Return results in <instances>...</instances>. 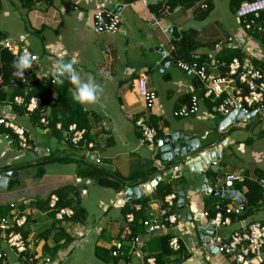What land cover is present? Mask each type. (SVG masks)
<instances>
[{"label": "crops", "instance_id": "obj_1", "mask_svg": "<svg viewBox=\"0 0 264 264\" xmlns=\"http://www.w3.org/2000/svg\"><path fill=\"white\" fill-rule=\"evenodd\" d=\"M164 1L157 2L163 4ZM204 1L210 5V10L203 20H199L195 5L189 8L179 5L159 16L149 8L153 0H0V24L4 26L0 33L4 34V39L26 45L39 58L37 63L31 62L27 68L29 74L23 75V78L33 74L46 75L58 62H72L82 82L92 77L94 83L100 86L95 103L81 104L88 112L86 135L88 141L94 144V150L90 153L74 149L63 141L60 134L34 121L27 113H18L9 102L0 103V116L24 128L29 136V148L21 149L16 137L0 127V172L14 170L5 188L0 187V206L13 203L15 207L10 212L20 210L27 216L22 232L30 252L42 258L49 257L52 260L49 264H63L76 247L84 250V245L89 244L94 234L97 238L94 239L92 251L101 263L143 264L138 253H128L126 259L105 263L95 256L94 249L99 246L108 250L123 237L126 239V223L121 218L125 202L120 204L119 193L127 187H147L151 180L157 179L155 189L144 196L148 198V208L153 211L161 206L155 194L158 186L169 188L165 197L170 193H176L178 197L180 191L184 194L183 208L176 204L171 209L177 215L176 223L167 229V233L177 237L187 250V258L179 264H233L232 258L204 249L198 233L199 227L207 222V218L202 216L203 211L209 212L213 206L222 204L234 207L237 201L196 189L202 185L203 177L207 178L208 187L220 192L224 190L222 179L226 173L241 174L250 180H256L259 171L264 173V102L261 113L251 120L231 123L219 130L223 118L211 112L208 107L211 102L203 98L199 82L178 69L171 53L173 40L182 31L192 29L199 47L192 52L195 59L201 57L204 61L216 58L214 45L231 39L228 47L238 49L243 56L253 59L254 64L264 72V40L243 31L230 10V0ZM221 2L224 4L223 13L218 11ZM97 4L107 12L119 15L120 32L94 31L92 23ZM170 27H176L178 36L168 34ZM164 56L168 60L164 68L158 71L156 67ZM218 72V69L210 71L211 75ZM139 77H144L147 87L156 92L157 98L151 109L145 107L137 92ZM69 91L73 95L75 85L72 83ZM191 96L197 97V113L187 118H174L173 111L188 105ZM55 97L56 93L49 105ZM46 114L49 115L48 108ZM137 119L148 124L152 121L156 123V130L160 131L161 136L153 146L142 143L140 130L135 125ZM256 127L258 129L253 136ZM233 128H239L246 134L244 145L239 147L240 157L235 162L228 159L229 147L241 140L238 142L228 134V129ZM170 131H180L192 139H198L201 146L220 149L216 164L210 163L205 174L191 173L186 168L179 177L162 176L166 170L176 168H172L171 162L161 163L157 146L160 138ZM226 148L227 151H224ZM94 154L99 164L93 161ZM49 158L59 160L46 162ZM91 166L105 168L132 181L118 191L107 188L114 194L110 204L120 212L110 219L106 228L88 221L87 209L92 202L96 203L97 190L92 187L97 184L96 179L84 176V170ZM186 172L192 175V179L186 178ZM63 189H68L67 196L72 197L85 211L84 222L62 225L50 215L47 205L49 196ZM231 189L243 199L245 186L234 185ZM97 204L102 205L107 213V205L102 200ZM251 221L264 223V198L253 213L235 216L220 232L229 233ZM58 230H63L62 235L57 233ZM150 237L141 234L144 243L142 251L146 254V241ZM66 239L70 243L52 256L53 248L65 245ZM2 250L6 257L0 264H20L11 250Z\"/></svg>", "mask_w": 264, "mask_h": 264}, {"label": "built area", "instance_id": "obj_2", "mask_svg": "<svg viewBox=\"0 0 264 264\" xmlns=\"http://www.w3.org/2000/svg\"><path fill=\"white\" fill-rule=\"evenodd\" d=\"M195 7L197 16H199L207 10V2L197 0ZM263 13L264 0H243L236 11L235 18L245 33L249 35L262 34L264 33V19H261ZM92 28L97 33H118L121 31V20L118 14L107 12L100 4H97L93 14ZM1 43L18 58L26 54L32 63H37L39 60L38 55L33 54L26 45H20L8 39H3ZM230 44L231 39L216 43L214 48L219 51L222 47H228ZM175 64L184 75L199 82L203 91V98L210 100L212 104V113L225 118L234 112V124L251 120L261 113L264 102V72L254 64L253 59L246 56L233 57L227 64L224 73L219 71V67L223 63L216 58L204 61L195 58L191 60L177 58ZM212 69H218V74L211 75ZM50 75H52V70L47 71L45 76ZM137 92L142 97L145 107L151 109L157 95L153 89L147 87L144 77H139L137 80ZM13 102L24 105L26 113L31 114L39 108L42 100L38 96H33L25 101L22 96L17 95L14 96ZM197 102V97L191 96L189 104L173 111V116L187 118L197 113ZM239 113L243 119L236 122L235 118ZM39 122L48 127L47 119L44 116H41ZM135 125L140 130L142 143L153 146L157 139L156 128L142 119H137ZM0 126L12 131L21 149L29 148V136L24 128L5 116H0ZM55 128L61 131L63 141L71 147L78 148L81 146V150H86L87 153L94 150V144L85 140L86 129L77 128L74 123L63 128L60 122L55 123ZM92 158L96 164L100 163L95 154ZM212 164L215 165L216 161H213ZM222 181L224 189H231L235 183H242L244 177L237 173H226ZM257 183L264 190V177L257 179ZM125 198L124 192H120V204L127 201ZM177 198L176 193H170L163 199L164 206H159L154 211L150 208L146 209V217L141 220L144 228L143 234L146 237L154 234H165L168 227L176 223L177 215L171 212V209L176 206ZM57 201L58 196L56 194L50 195L47 203L48 210L54 213L53 219L63 225L66 223L64 222L65 218L71 217L74 212L70 207L57 208ZM9 207L12 210L15 205L12 203L9 204ZM133 209L139 210L140 205H133ZM215 209L216 212L213 217H209L207 211L202 213V216L207 218L205 225L209 224L212 227L206 229L204 237L208 238V242L200 241L202 247L223 257L232 258L233 264H261L264 261V223L251 221L229 233H222L220 230L230 224V214L242 215L243 207L242 204L237 203L234 207L225 206L222 210L219 209V205H216ZM133 214L132 211L125 214L127 237L125 240L117 241L109 248L110 256L122 258L123 249L127 248L128 253H138L143 264H157L154 256L142 251L144 243L141 235H131L128 225L134 220ZM26 222L27 216L20 210L12 211L8 216L0 218V261L6 257L2 250V246L5 245L8 250L16 255L20 264H49L52 261L49 257L42 258L29 251L27 239L22 232ZM168 247L177 252L181 249L182 243L177 237H170Z\"/></svg>", "mask_w": 264, "mask_h": 264}, {"label": "trees", "instance_id": "obj_3", "mask_svg": "<svg viewBox=\"0 0 264 264\" xmlns=\"http://www.w3.org/2000/svg\"><path fill=\"white\" fill-rule=\"evenodd\" d=\"M29 1V0H27ZM126 2H132L133 0H125ZM197 0H165L163 4L161 3H152L149 5V8L152 12L158 13L159 16L170 12L175 7L179 5H185L189 8L190 6L195 5ZM243 0H230V10L235 16L237 9ZM210 10V5L207 3V10L199 14L198 19L203 20ZM261 19H264V13L261 15ZM195 31L190 29L182 31L177 39L173 40V51L171 55L174 59L183 58L185 60H191L192 52L197 50L199 47L195 42ZM264 40V33L255 34ZM4 34L0 33V103L9 102L14 109L20 113H26L24 105H18L13 102L14 96H22L25 101L30 97L38 96L41 98L42 102L39 108L32 112L30 118L34 121L39 122L41 116H44L47 119V126L51 128L57 135H61V131L55 128V123L60 122L63 128H66L69 124H76L77 128H88V112H86L82 105L75 100H73V95L70 94L71 82L67 77L63 78V84H56L53 82L54 77L52 75H30L26 78L20 77V70L13 66V62L18 59L17 55H14L12 52L7 50L5 46L2 45V40L4 39ZM216 59L219 62L223 63L219 67V71L222 73L225 72L227 64L233 57H242V53L235 48L223 47L216 52ZM202 61L201 57L198 59ZM56 93L55 99L49 105V101L53 94ZM50 106V107H48ZM211 109L212 104L208 106ZM47 108L49 109V115L46 114ZM151 126L157 128V125L154 121L150 122ZM2 127V126H0ZM3 128V127H2ZM9 134L13 135L11 130H4ZM14 136V135H13ZM161 136L160 131H157V138ZM85 140L88 141L87 135L85 134ZM74 149L81 150V146L78 148L73 147ZM59 160V158H49L46 162H52ZM62 160V159H60ZM84 176L89 178H95L99 186L118 191L120 188L128 184H131L132 181H129L127 178L120 177L115 173L108 172L105 168L98 166L87 167L84 170ZM264 177V173L261 171L258 172L256 180H250L244 178L242 183H235L236 187L245 186L246 193L243 196V213L247 216L248 214L253 213L256 208L259 207V204L264 198V190L258 185L257 179ZM169 188L157 187L155 194L156 198L160 201L161 206H164L163 199L166 194H168ZM68 189L57 190L56 195L58 196V201L56 203L57 208L70 207L73 209V215L69 218H65L66 223L74 222H84L86 219V213L82 210L77 203H75L72 197H68ZM208 203V202H206ZM139 204L140 209L134 210L133 205ZM216 206V205H215ZM213 206L209 209L208 216L213 217L216 209ZM148 208V198L143 199H133L132 201L125 202L124 206L121 209V218L124 219V216L127 212L132 211L134 214V220L128 226L131 231V235H141L144 233L143 224L141 220L146 217V209ZM225 205H219V209H224ZM176 209V208H175ZM10 212L9 205L0 206V218L8 216ZM242 213V214H243ZM50 215L53 217L54 213L50 212ZM236 215L234 213L230 214V219L233 220ZM240 215L236 216L239 217ZM125 221V220H124ZM126 223V222H125ZM127 224V223H126ZM59 229V228H58ZM63 230H58L57 233L62 235ZM24 234V233H23ZM60 235V236H61ZM127 237V236H126ZM150 237V236H149ZM172 237L171 233L165 234H154L149 240L146 241V251L149 255H152L156 258L157 264H179L187 258V250L182 246L181 249L177 252L172 251L168 247V241ZM125 239V237H123ZM58 239V238H57ZM56 239V240H57ZM122 239V240H124ZM65 245H56L53 248L52 256H54L60 249L66 247L70 241L65 240ZM110 250L96 246L94 249L95 256L103 262H108L113 260L114 262L118 261L120 258H115L110 256ZM128 258L127 248L123 249V257Z\"/></svg>", "mask_w": 264, "mask_h": 264}, {"label": "water", "instance_id": "obj_4", "mask_svg": "<svg viewBox=\"0 0 264 264\" xmlns=\"http://www.w3.org/2000/svg\"><path fill=\"white\" fill-rule=\"evenodd\" d=\"M158 0H153V3H156ZM168 34L171 36H178L176 33V27H170L168 29ZM161 53L164 54L163 51ZM168 60L167 57L164 56L162 61L158 64L156 69L158 71H161L164 68L165 61ZM29 74V70L23 71V75ZM22 75V76H23ZM20 75V77H22ZM234 112L231 113V115L226 116L223 118L218 126L219 130H222L226 128L227 125L233 123V117ZM247 117H250V115H247ZM242 118L241 113H239L235 120L236 122H239ZM223 144V143H222ZM158 150L161 155V162L169 164L172 163L171 166L175 169L166 170L165 175L162 174L165 178L168 177H179L183 168H187L189 172L191 173H197V174H205L207 171V167L210 163L213 161H216L219 159L220 156V149H215L213 147L208 146H201L198 139H192L187 135H184L180 131H170L169 133L163 135L160 140L157 142ZM166 169V167H165ZM164 169V170H165ZM14 170H7L0 172V187L5 188L7 185L8 179L12 177ZM203 183L202 185L196 189L198 192H203L209 195H223L225 197L233 198L237 201V203L243 204L242 197L237 194L232 189H224L221 191L212 190L207 185V178L203 177L202 179ZM157 183V179L151 180V182L147 185V187L134 186V187H127L124 190V194L126 196V200L129 201L131 199H143L144 196L152 192L155 189ZM184 194L182 191L178 193V207L183 208V200ZM212 228L211 225H202L199 227V239L201 242L207 243L208 238L204 237L206 229Z\"/></svg>", "mask_w": 264, "mask_h": 264}, {"label": "rangeland", "instance_id": "obj_5", "mask_svg": "<svg viewBox=\"0 0 264 264\" xmlns=\"http://www.w3.org/2000/svg\"><path fill=\"white\" fill-rule=\"evenodd\" d=\"M224 4L221 2L218 5V11H222L224 10ZM19 17V16H18ZM232 19V18H231ZM233 21V20H232ZM4 28V26H2L0 24V29L2 30ZM172 115V114H171ZM173 116V115H172ZM174 117V116H173ZM175 118V117H174ZM173 119V118H172ZM257 127L253 130V136L256 134L257 132ZM228 134L230 133L231 137L234 138L235 140H237L238 142L241 140L240 143H235V145H232L229 147V157L228 159L232 162H235V160L238 158V156L240 157V145L243 144L244 142L243 140L246 138V134L245 132H243L241 129L239 128H233V129H228ZM228 148H226L224 151H227ZM251 160L254 159V157H252V153H251ZM227 159V158H225ZM224 159V160H225ZM185 167L183 168V172L185 173ZM186 178L187 179H192V175L186 172ZM123 177V176H122ZM126 178V177H123ZM92 187H95L96 192H95V196H96V203L91 204V206H88L87 212H88V221H94L96 222V226L98 227H104L106 228L108 225V222H110V219L114 217V215H118V212H120V210L115 209L112 204H110V200L114 199V194L112 193V190H109L107 188L104 187H100L97 184H93ZM89 191L90 194H92V190L89 187ZM112 191V192H111ZM102 200L104 204L107 205V213H105V211L103 210V206L102 205H98V201ZM103 204V205H104ZM93 237L91 238L89 244H85L84 245V250H80V248H75V250L72 251L71 254H69L63 264H103L101 263L99 260H97L94 255H93V251H92V247L95 244V238H97L96 236H94V234L92 235ZM4 249H8L5 247V245L2 246ZM10 251V250H9Z\"/></svg>", "mask_w": 264, "mask_h": 264}, {"label": "clouds", "instance_id": "obj_6", "mask_svg": "<svg viewBox=\"0 0 264 264\" xmlns=\"http://www.w3.org/2000/svg\"><path fill=\"white\" fill-rule=\"evenodd\" d=\"M13 66L20 70V75H23V70L31 66V60L28 55H21L13 62ZM52 76L53 82L63 84V78L67 79L75 85L73 100L80 104H92L97 101L100 86L94 83L93 78L89 77L87 82H82L77 72L73 68L72 62H58L53 66Z\"/></svg>", "mask_w": 264, "mask_h": 264}]
</instances>
